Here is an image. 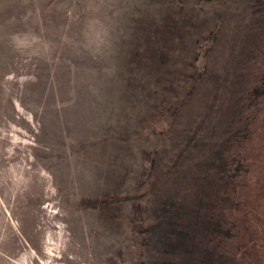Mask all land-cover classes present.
Segmentation results:
<instances>
[{"label": "rangeland", "instance_id": "obj_1", "mask_svg": "<svg viewBox=\"0 0 264 264\" xmlns=\"http://www.w3.org/2000/svg\"><path fill=\"white\" fill-rule=\"evenodd\" d=\"M0 264H264V0H0Z\"/></svg>", "mask_w": 264, "mask_h": 264}]
</instances>
